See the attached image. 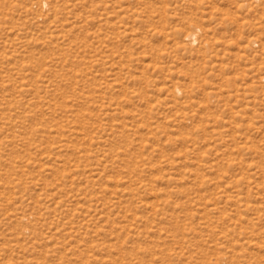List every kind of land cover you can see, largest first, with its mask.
Listing matches in <instances>:
<instances>
[{
	"label": "rangeland",
	"instance_id": "374dc122",
	"mask_svg": "<svg viewBox=\"0 0 264 264\" xmlns=\"http://www.w3.org/2000/svg\"><path fill=\"white\" fill-rule=\"evenodd\" d=\"M0 264H264V0H0Z\"/></svg>",
	"mask_w": 264,
	"mask_h": 264
},
{
	"label": "bare ground",
	"instance_id": "6f19581e",
	"mask_svg": "<svg viewBox=\"0 0 264 264\" xmlns=\"http://www.w3.org/2000/svg\"><path fill=\"white\" fill-rule=\"evenodd\" d=\"M190 37H195V33H192V35Z\"/></svg>",
	"mask_w": 264,
	"mask_h": 264
}]
</instances>
